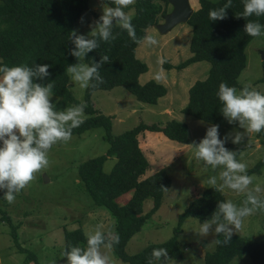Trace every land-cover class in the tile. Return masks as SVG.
<instances>
[{
  "label": "trees",
  "instance_id": "trees-1",
  "mask_svg": "<svg viewBox=\"0 0 264 264\" xmlns=\"http://www.w3.org/2000/svg\"><path fill=\"white\" fill-rule=\"evenodd\" d=\"M90 3L91 0H0V66L27 64L35 70L36 65L50 64L51 75L34 79V82L46 85L54 81L53 96L60 99L55 104L56 111H63L76 104L66 68L79 64L80 58L71 55L75 44L69 37L81 17L90 10ZM227 3L228 0H198L199 7L187 23L192 29V56L176 66L178 69H184L199 62L210 64L207 78L196 82L190 88L188 104L181 112L219 127L224 122L222 104L217 96L219 85L226 82L229 86L242 88L239 78L247 67L246 50L255 39L244 31L245 26L249 20H258L264 24V16L242 15L243 0H232L231 6L225 9V19H209L210 10H219ZM131 8L134 11L131 22L138 38L147 34L150 28L162 23L172 11L168 0H136ZM112 34L117 38L114 41L110 39V42L103 41L99 35L92 36L90 39H96L99 46L84 56L89 67L93 63H99L103 55L109 57V62L102 64L98 69L105 83L96 79L89 81L84 101L87 105L84 112L86 117L84 123L73 129L72 136H82L102 128L109 148L105 155L89 159L79 166L80 185L93 200L94 206L105 208L115 218V233L119 234L120 242L113 245L112 250L117 259L126 264H154L170 259L178 260L183 258L178 236L182 232L184 221L195 218L201 223L206 222L219 212V205L227 201L218 187L208 188L200 197L191 201L180 216L179 225L171 239L162 244L150 245L134 255L126 252L129 241L142 231L145 223L161 208L165 192L161 186L167 189L171 186V179L165 169L143 178L150 168V163L140 147L139 137L145 132L163 133L171 141L188 145L190 136L187 124L177 120L157 124L140 123L120 135L112 133V117L102 114L94 107V92L124 87L137 101L149 106L157 105L159 99L168 93L166 86L156 81L140 83V77L147 73L148 66L137 58L139 44L133 42L127 31L117 24H113ZM163 65L173 68L168 62ZM261 82L264 83V73ZM256 136L264 147V130ZM226 146L228 144L224 143V147ZM109 158H115L116 163L112 170L106 173L104 165ZM263 167L264 158L248 171V174L260 173ZM127 194L130 195L129 199L121 206L119 201ZM149 198L153 199V208L144 215V204ZM261 201L264 202V199ZM12 234L17 240V229L14 226ZM64 234V249L86 246L82 228L66 230ZM219 239L223 241L224 236ZM107 243L106 239L101 247ZM161 247L167 249L168 257H153L152 250ZM32 255H29V258L35 264H40L36 255ZM245 255L250 256L254 264H264V239L250 241L240 236H232L230 243L217 244L213 252H207L204 262L231 264L236 259H243Z\"/></svg>",
  "mask_w": 264,
  "mask_h": 264
},
{
  "label": "rangeland",
  "instance_id": "rangeland-1",
  "mask_svg": "<svg viewBox=\"0 0 264 264\" xmlns=\"http://www.w3.org/2000/svg\"><path fill=\"white\" fill-rule=\"evenodd\" d=\"M190 3L194 11L198 9V0H190ZM132 5L125 10L131 18L134 15ZM114 6L112 0H91L90 10L84 14L83 22L80 19L76 25L77 35L90 39L92 32L98 31L95 22L103 15L104 8ZM113 24L116 22L113 21ZM147 34L154 35L159 43L149 46L142 42L137 48V58L148 66L147 73L140 77V83L152 80L161 83L168 89L167 95L159 99L157 105L149 106L137 101L124 87H117L111 91L94 92L93 105L102 114L112 117L114 135L131 130L140 123L157 124L177 120L187 124L190 144L182 145L171 141L163 133L145 132L139 137L140 147L150 163L143 178L165 169L171 179V186L164 192L161 208L145 223L142 231L129 241L126 247L129 255L171 239L179 225L180 216L191 201L213 187L208 184L212 177L216 180L214 186L220 189L226 201L230 200L237 208L246 206L245 201L249 195L256 197L258 201L264 199V167L260 173L248 174L264 158V147L260 144L257 133L248 134L245 128L240 127L239 121L229 123L224 117L223 125L218 131L220 139L228 144L225 148L236 152L237 160L247 165L246 173H238L252 176V183L247 188H229L221 176L227 170L224 165L213 168L194 155L195 149L191 145L193 142L198 144L205 138L212 124L181 112L188 104L190 88L196 82L206 79L210 71L208 62L194 63L184 69L176 68L192 56L191 27L187 23L181 24L167 34L152 27ZM246 54L247 67L239 78V85L243 87L250 84L264 93V83L261 82L264 73V35L255 37ZM158 59L168 62L173 68H167L163 65L164 62L159 64ZM79 64L89 66L84 56L80 58ZM160 71L163 72L164 79L157 81L155 76ZM70 87L76 100L75 105L84 103L87 88L81 87L80 82L73 81L71 77ZM59 100L52 96L54 104ZM85 117L84 114L83 119ZM68 123L71 124L70 121ZM237 133L242 136L239 144L233 142ZM104 137V129L99 128L82 136L74 135L66 143L57 142L48 152L49 165L34 174L33 181L16 195L12 204L3 199L6 189H0V264H35L29 258L32 254V257L36 255L40 264H53L54 261L57 264H67L66 257H61L65 250L66 230L82 228L84 233L90 234L96 230L106 235L115 233V218L105 208L94 206L93 200L80 185L78 176L82 163L107 153L109 145ZM115 163V158H109L104 171L109 173ZM257 187L259 191L256 190ZM129 194L121 197V206L127 203ZM152 200L149 198L145 202L144 215L152 210ZM247 206L252 207L250 204ZM203 223L195 218H188L182 224L178 241L183 258L154 264H205V254L216 249L217 244L213 241L223 235L216 233V226L225 221L221 214L217 224L212 225L207 235L199 232ZM13 226L17 229V240L12 234ZM233 236L250 241L264 239V211L258 210L244 218L241 228ZM101 252L110 257L112 264H126L114 256L112 247L103 246ZM231 264L254 262L250 256L245 255L243 259H236Z\"/></svg>",
  "mask_w": 264,
  "mask_h": 264
},
{
  "label": "clouds",
  "instance_id": "clouds-1",
  "mask_svg": "<svg viewBox=\"0 0 264 264\" xmlns=\"http://www.w3.org/2000/svg\"><path fill=\"white\" fill-rule=\"evenodd\" d=\"M114 7H106L103 15L95 22L98 28L92 36L99 35L105 42L114 41L117 37L112 34L113 21L123 30H126L131 40L137 44L146 42L147 45H157L159 42L154 35L145 34L138 38L131 17L124 11L134 0H112ZM232 0L219 10H210L208 15L212 21L223 20L226 17L225 9L230 7ZM244 17L264 16V0H243ZM83 22V17H81ZM244 31L252 37L264 35V24L258 20H249ZM69 39L75 44L71 55L81 58L93 51L99 45L96 39H87L77 35L76 31L70 33ZM109 62V57L103 55L99 63L91 67L83 64L71 65L66 72L71 79L80 82V86L87 88L88 82L96 79L105 83L98 69L102 64ZM159 64L164 61L158 59ZM50 64L36 65L35 70L27 64L9 67L0 66V189H6L3 197L12 204L16 195L21 192L33 179L34 174L49 165L48 152L57 142H68L72 138L73 129L84 123V112L87 105L81 103L69 106L63 111H56L52 101L54 81L46 85L35 83L34 79H43L51 75ZM155 79H164L163 72H157ZM95 87V85H93ZM222 104L221 113L229 123L239 121L241 128L248 134L259 133L264 130V93L250 84L241 89L221 82L217 92ZM71 122L69 124L68 122ZM219 125L208 128L205 138L198 144L193 142L194 155L206 165L215 168L224 165L226 171L221 173L225 184L233 190H242L252 183V176L246 173L247 165L236 159L237 153L224 147V141L219 137ZM242 136L237 133L234 143L239 144ZM209 185H215L214 177L208 180ZM163 191L167 188L161 186ZM260 189L257 187L256 189ZM252 205L248 207L247 205ZM245 207L237 208L230 200L219 205V212L212 220L200 225L199 232L207 235L213 224H217L223 214L225 223L216 226V233L223 234L224 239H216L215 244H228L235 231H238L244 218L256 211H264V202L249 195ZM231 225V227H230ZM86 246H72L65 249L61 257H66L67 264H112L108 255L101 252V246L108 240L107 247L119 244L118 233L111 232L106 237L104 233L96 230L94 233L85 232ZM152 256L159 259L168 257L166 248H154ZM53 264H57L54 261Z\"/></svg>",
  "mask_w": 264,
  "mask_h": 264
},
{
  "label": "water",
  "instance_id": "water-1",
  "mask_svg": "<svg viewBox=\"0 0 264 264\" xmlns=\"http://www.w3.org/2000/svg\"><path fill=\"white\" fill-rule=\"evenodd\" d=\"M172 11L166 16L164 22L156 26L162 33L167 34L176 26L186 24L194 13L190 0H168Z\"/></svg>",
  "mask_w": 264,
  "mask_h": 264
},
{
  "label": "crops",
  "instance_id": "crops-1",
  "mask_svg": "<svg viewBox=\"0 0 264 264\" xmlns=\"http://www.w3.org/2000/svg\"><path fill=\"white\" fill-rule=\"evenodd\" d=\"M157 134H159V133H157ZM127 199H129V197Z\"/></svg>",
  "mask_w": 264,
  "mask_h": 264
}]
</instances>
